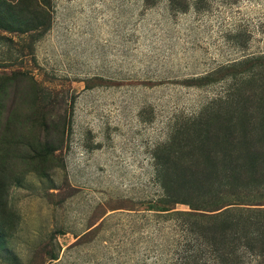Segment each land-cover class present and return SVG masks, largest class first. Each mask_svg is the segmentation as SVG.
<instances>
[{
  "label": "rangeland",
  "instance_id": "rangeland-1",
  "mask_svg": "<svg viewBox=\"0 0 264 264\" xmlns=\"http://www.w3.org/2000/svg\"><path fill=\"white\" fill-rule=\"evenodd\" d=\"M0 264H264V0H0Z\"/></svg>",
  "mask_w": 264,
  "mask_h": 264
}]
</instances>
